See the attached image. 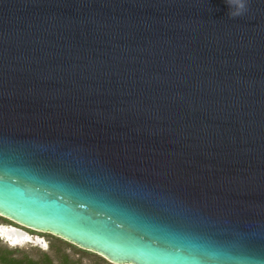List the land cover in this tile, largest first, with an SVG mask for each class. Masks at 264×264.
Listing matches in <instances>:
<instances>
[{"label":"water","instance_id":"95a60500","mask_svg":"<svg viewBox=\"0 0 264 264\" xmlns=\"http://www.w3.org/2000/svg\"><path fill=\"white\" fill-rule=\"evenodd\" d=\"M0 215L115 264H264V0H0Z\"/></svg>","mask_w":264,"mask_h":264},{"label":"trees","instance_id":"16d2710c","mask_svg":"<svg viewBox=\"0 0 264 264\" xmlns=\"http://www.w3.org/2000/svg\"><path fill=\"white\" fill-rule=\"evenodd\" d=\"M50 251L40 248H7L0 246V264H71L74 261L66 252V243L60 238L50 241Z\"/></svg>","mask_w":264,"mask_h":264},{"label":"rangeland","instance_id":"374dc122","mask_svg":"<svg viewBox=\"0 0 264 264\" xmlns=\"http://www.w3.org/2000/svg\"><path fill=\"white\" fill-rule=\"evenodd\" d=\"M0 224H7V225H13L16 227H20V228H27L24 227L22 225H19L18 223L3 217L2 215H0ZM28 231L31 232L32 234H38L40 235L43 239H45L46 241V245L45 250L40 248L37 244H33V243H27L24 245H19V246H13L11 244H9L8 242H6L4 239L0 238V246H4L7 248H11V249H15V248H22V249H30L32 247L35 248H40L43 251H50V241L53 240L54 238H60L61 240H64V242L66 243V252L68 254H70L71 259L74 261L71 264H115L112 263L111 261H109L108 259H106L105 257H103L102 255H100L99 253H96L94 251L91 250H87L84 249L76 244H73L65 239H63L62 237H59L58 235L49 233V232H43V231H35L32 229L28 228Z\"/></svg>","mask_w":264,"mask_h":264},{"label":"bare ground","instance_id":"6f19581e","mask_svg":"<svg viewBox=\"0 0 264 264\" xmlns=\"http://www.w3.org/2000/svg\"><path fill=\"white\" fill-rule=\"evenodd\" d=\"M34 230V229H33ZM0 238L13 246L33 243L41 246L46 245L45 239L38 234H32L28 230L13 225L0 224Z\"/></svg>","mask_w":264,"mask_h":264},{"label":"clouds","instance_id":"9594fccd","mask_svg":"<svg viewBox=\"0 0 264 264\" xmlns=\"http://www.w3.org/2000/svg\"><path fill=\"white\" fill-rule=\"evenodd\" d=\"M226 4L229 16L236 18L246 12L248 0H226Z\"/></svg>","mask_w":264,"mask_h":264},{"label":"flooded vegetation","instance_id":"af4514ba","mask_svg":"<svg viewBox=\"0 0 264 264\" xmlns=\"http://www.w3.org/2000/svg\"><path fill=\"white\" fill-rule=\"evenodd\" d=\"M26 230H28V228H25ZM30 229V228H29ZM40 248L44 249L45 250V247L44 246H41V245H38Z\"/></svg>","mask_w":264,"mask_h":264}]
</instances>
